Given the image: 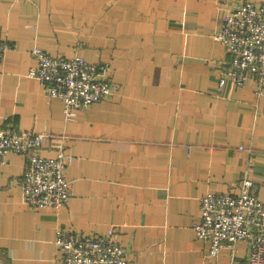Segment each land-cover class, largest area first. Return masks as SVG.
I'll return each instance as SVG.
<instances>
[{
  "label": "crops",
  "instance_id": "0c3cea01",
  "mask_svg": "<svg viewBox=\"0 0 264 264\" xmlns=\"http://www.w3.org/2000/svg\"><path fill=\"white\" fill-rule=\"evenodd\" d=\"M245 0H0V116L5 128L45 132L37 153L73 156L61 210L35 209L21 181L31 152L0 171V264H60L58 229L114 228L131 264H252L250 245L212 257L199 239L200 201L239 195L243 178L264 202V94L219 79L230 56L215 39ZM256 4L263 0H251ZM40 48L108 65L116 90L64 116L29 77ZM243 148V149H241Z\"/></svg>",
  "mask_w": 264,
  "mask_h": 264
},
{
  "label": "built area",
  "instance_id": "2783aa9c",
  "mask_svg": "<svg viewBox=\"0 0 264 264\" xmlns=\"http://www.w3.org/2000/svg\"><path fill=\"white\" fill-rule=\"evenodd\" d=\"M215 39L230 56L219 79L220 89L241 87L252 80L256 94H264V0L256 4L245 0L230 10L214 33ZM9 49L0 45V56ZM38 62L28 76L44 87L47 99H61L64 116L75 117L116 90L108 65H94L83 57L50 56L35 47ZM50 135L45 132L5 128L0 116V171L10 153H32L21 181L24 202L35 209H64L70 200V182L65 176L73 156L61 147L53 159L37 151ZM243 149V148H241ZM240 194L208 193L200 201L197 237L210 245L209 254L217 257L226 245L245 242L250 245V262L264 264V202L258 198L255 183L245 177ZM61 253L60 264H131L116 229L101 234L78 233L58 229L55 238Z\"/></svg>",
  "mask_w": 264,
  "mask_h": 264
}]
</instances>
